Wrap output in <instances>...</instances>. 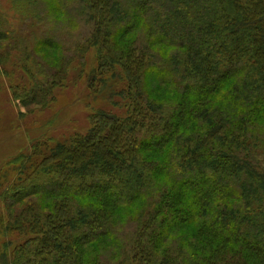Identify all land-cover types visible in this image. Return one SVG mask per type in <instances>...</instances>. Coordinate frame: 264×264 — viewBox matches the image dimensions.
<instances>
[{"label":"trees","instance_id":"trees-1","mask_svg":"<svg viewBox=\"0 0 264 264\" xmlns=\"http://www.w3.org/2000/svg\"><path fill=\"white\" fill-rule=\"evenodd\" d=\"M30 2L28 23L44 17L54 35L0 17V67L3 49L34 39L29 56L50 45L69 56L59 28L83 25L75 54L97 50L88 81L126 110L98 109L87 133L41 139L8 162L0 233L25 240L8 263L264 264V0L17 5ZM46 59L51 74L72 61ZM27 95L47 107L55 90Z\"/></svg>","mask_w":264,"mask_h":264},{"label":"rangeland","instance_id":"rangeland-1","mask_svg":"<svg viewBox=\"0 0 264 264\" xmlns=\"http://www.w3.org/2000/svg\"><path fill=\"white\" fill-rule=\"evenodd\" d=\"M18 1L0 0V17L14 24L11 27L16 32L20 30L22 23H25L23 27L33 28L36 37L41 38L44 35L52 37L54 30L45 22L44 17L39 26L28 23L32 11L35 10L32 2L23 12L20 5H17ZM62 30L63 27L59 28V34L62 36L65 33L63 38L67 43L64 47L69 50V56L64 48L55 50L50 47L51 45L34 53L47 66L46 69L35 61L34 55H28L35 48L37 40L34 38V45L28 44L26 49L25 42H22L24 48L1 51L4 64L0 67V181L2 182L4 171L8 170V173L11 171L8 162L27 152L35 142L49 138L62 140L77 132L87 133L90 128V116L98 109L125 113L126 109L123 106L115 105L105 98L108 96V89L98 77L94 83L88 81V76H92L93 69L97 67V50L95 48L85 50L83 60L75 54L74 44L84 41L81 30L86 32L85 27L82 25L81 30L73 31L66 28V32ZM59 55L67 59L71 58L72 61L67 64L63 73L51 74L49 68L54 69L57 66L56 60H47L46 56L57 58ZM73 56L76 58H72ZM26 70L33 72L35 77L32 79ZM95 76L96 73L92 78L94 79ZM41 83L55 90L54 99L47 107H40L37 103L28 105L31 102H39V98L34 96L30 98L27 94L36 91L37 85ZM2 186L3 184L0 186V212L7 214L5 202L1 198L4 190H1ZM13 232L9 236L0 233V248L3 244L7 245L0 251V258L5 260L0 261V264H11L8 262H11L14 249L17 252L20 245L25 242L21 239L19 231ZM48 257L51 258L50 254ZM55 262L58 264V258Z\"/></svg>","mask_w":264,"mask_h":264}]
</instances>
